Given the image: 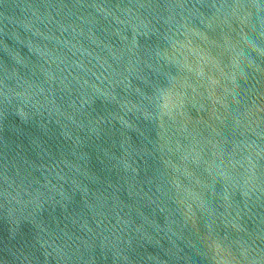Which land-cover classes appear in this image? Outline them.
Instances as JSON below:
<instances>
[{
    "label": "water",
    "instance_id": "95a60500",
    "mask_svg": "<svg viewBox=\"0 0 264 264\" xmlns=\"http://www.w3.org/2000/svg\"><path fill=\"white\" fill-rule=\"evenodd\" d=\"M0 264H264V0H0Z\"/></svg>",
    "mask_w": 264,
    "mask_h": 264
}]
</instances>
